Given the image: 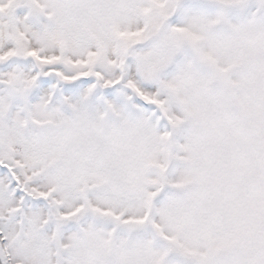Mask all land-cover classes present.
<instances>
[{"label":"snow or ice","instance_id":"1","mask_svg":"<svg viewBox=\"0 0 264 264\" xmlns=\"http://www.w3.org/2000/svg\"><path fill=\"white\" fill-rule=\"evenodd\" d=\"M0 264H264V0H0Z\"/></svg>","mask_w":264,"mask_h":264}]
</instances>
